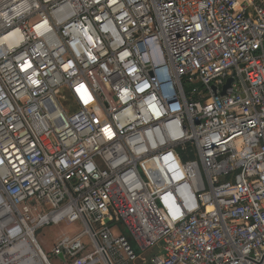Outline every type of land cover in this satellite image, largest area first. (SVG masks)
I'll use <instances>...</instances> for the list:
<instances>
[{
  "label": "built area",
  "instance_id": "2783aa9c",
  "mask_svg": "<svg viewBox=\"0 0 264 264\" xmlns=\"http://www.w3.org/2000/svg\"><path fill=\"white\" fill-rule=\"evenodd\" d=\"M21 243L264 264V0H0V264Z\"/></svg>",
  "mask_w": 264,
  "mask_h": 264
},
{
  "label": "rangeland",
  "instance_id": "374dc122",
  "mask_svg": "<svg viewBox=\"0 0 264 264\" xmlns=\"http://www.w3.org/2000/svg\"><path fill=\"white\" fill-rule=\"evenodd\" d=\"M76 228H77L76 225H69L67 223H61L60 225L46 226L37 232V238L41 243V246L44 249V251L48 253L50 247L54 244L55 240L60 236V233H62L63 231L72 232ZM154 253L155 251H153V249H149L144 253V255L150 257ZM49 255L53 264H61V262L56 257L52 256L51 254ZM40 262L41 264H45L42 258H40ZM131 264H149V262L139 259Z\"/></svg>",
  "mask_w": 264,
  "mask_h": 264
},
{
  "label": "bare ground",
  "instance_id": "6f19581e",
  "mask_svg": "<svg viewBox=\"0 0 264 264\" xmlns=\"http://www.w3.org/2000/svg\"><path fill=\"white\" fill-rule=\"evenodd\" d=\"M41 250L43 248L40 246ZM4 264H41L38 249L30 243H21L2 257Z\"/></svg>",
  "mask_w": 264,
  "mask_h": 264
},
{
  "label": "water",
  "instance_id": "95a60500",
  "mask_svg": "<svg viewBox=\"0 0 264 264\" xmlns=\"http://www.w3.org/2000/svg\"><path fill=\"white\" fill-rule=\"evenodd\" d=\"M231 82H232V79H229L228 85H230ZM60 257L63 258V255H60Z\"/></svg>",
  "mask_w": 264,
  "mask_h": 264
}]
</instances>
